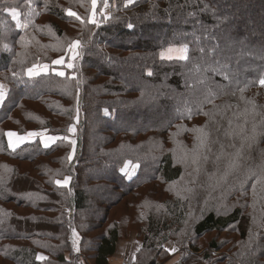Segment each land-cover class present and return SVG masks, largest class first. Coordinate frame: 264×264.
Segmentation results:
<instances>
[{
	"label": "trees",
	"instance_id": "1",
	"mask_svg": "<svg viewBox=\"0 0 264 264\" xmlns=\"http://www.w3.org/2000/svg\"><path fill=\"white\" fill-rule=\"evenodd\" d=\"M91 17V0H0V264H109L129 230L134 264H264V185L251 175L264 168V0H98ZM71 41L65 76H26ZM185 44L188 60L160 58ZM195 129L206 142L193 163ZM9 131L61 138L11 150Z\"/></svg>",
	"mask_w": 264,
	"mask_h": 264
},
{
	"label": "snow or ice",
	"instance_id": "2",
	"mask_svg": "<svg viewBox=\"0 0 264 264\" xmlns=\"http://www.w3.org/2000/svg\"><path fill=\"white\" fill-rule=\"evenodd\" d=\"M133 0H127V3H132ZM97 4H98V0H91V8H92V17L88 20L89 23H93L96 24V20H95V14H96V8H97ZM127 6V5H125ZM104 7L107 8L108 7V0H104ZM29 8H31V0H29ZM6 11H8L11 15V18L13 21H15L17 28H26L27 27V22L22 23L20 20V15L21 13L15 8V7H8L5 9ZM67 14L69 16H73L75 17L77 20H80L81 23H84V20L77 15L75 12H72L71 10H68ZM107 19V17H105ZM98 26V25H97ZM129 27H131V25H129ZM21 39H23V37H21ZM80 47V43L79 41H73L69 44L68 46V51L72 54L71 55V59H76V57L79 55V52L77 51ZM5 48H7V45H5ZM188 46L185 45H181L179 48H175V47H168L165 51H161L160 52V57L162 59H168V60H172V59H179V60H188L189 56H188ZM201 52H203V49H200ZM213 51H215V48L213 49ZM53 64L56 65H61L64 64L65 61L63 59H58L52 62ZM214 63L219 66L220 62L219 61H214ZM67 67H73L72 64H68ZM194 68L199 69V64H195L193 65ZM217 70H219V67H217ZM49 71V65L44 64V65H33L32 67H29L27 69V75L29 76V78H32L34 76H38L41 72L47 73ZM148 75H152L151 72L147 73ZM55 75L63 77L65 76V72L63 71H58L55 73ZM225 78L227 79V76H225ZM201 83H204V81H201ZM259 83L261 86H264V78H261L259 80ZM212 95L211 90H208V96H206V99H208L210 96ZM6 96V93L3 91V86L0 85V103L3 102L4 98ZM108 111L107 109H105V115H108ZM204 115H211L210 113H204ZM231 124V122H229ZM69 131H71V129H69ZM194 131H196L198 133L197 135V145L193 150V158H192V162L196 163L199 158H200V153L198 152L199 148H202L205 146V142H206V134L204 133L203 129H195ZM6 135L9 138V147L15 149L16 147L19 146V144L21 142H23L25 139H27L28 137H35V136H42V133H36V132H31L27 134V137H20L18 136L16 133L13 132H8L6 133ZM16 136V140L14 141L12 138ZM57 137H45L43 140L44 146L48 147L49 146V141H54L56 140ZM73 144L75 143L74 141L72 142ZM237 158L239 157V153L236 154ZM69 159H71V156L69 157ZM204 159L206 160L207 157L205 156ZM217 159H219V157H217ZM129 167H131L132 171H135L136 168L139 167L138 164H131V162L125 164L124 168L121 169L122 172H124L125 174H129L128 169ZM236 167V161L235 159L230 161L229 164V170H226L224 175L221 177V179H225L227 177V175L229 174V171L232 168ZM251 175H256L257 176V183L264 185V168L261 169V171L259 173L256 172H252ZM70 177H66L63 181L61 180H56L55 183L60 186V187H66L69 184L70 181ZM253 191L255 192V185H253ZM72 236H73V246L75 248L76 251H78L79 249L76 248L75 246L78 243V235L76 233V231L73 229L72 232ZM170 251L175 252L176 249L173 248ZM40 259H43V257H40Z\"/></svg>",
	"mask_w": 264,
	"mask_h": 264
},
{
	"label": "rangeland",
	"instance_id": "3",
	"mask_svg": "<svg viewBox=\"0 0 264 264\" xmlns=\"http://www.w3.org/2000/svg\"><path fill=\"white\" fill-rule=\"evenodd\" d=\"M10 14V13H9ZM106 14H107V11H106ZM15 22V21H14ZM18 29H20V30H24V28H18ZM71 42H73V41H71ZM70 42V43H71ZM170 47V46H169ZM171 47H175V48H179L180 46H171ZM168 48V47H167ZM167 48H165L164 50H162V51H165ZM78 51V50H77ZM71 53L68 51V48H67V51H66V53H65V55L64 56H62V57H60V58H58V59H63L64 61H65V63L64 64H61V65H56V64H51V65H49V71L47 72V73H44V72H41L38 76H40V75H46V74H48V73H56V72H58V71H63L62 69H60V67H67V65L68 64H70L69 63V61L70 60H72L71 59ZM161 58V57H160ZM58 59H56V60H58ZM162 59V58H161ZM163 60H168V59H163ZM172 60H179V59H172ZM55 61V60H54ZM38 65H44V64H38ZM26 76L27 77H29L28 75H27V71H26ZM34 77H37V76H34ZM33 78V77H32ZM0 85H2L3 86V91L6 93V86L3 84V83H1L0 82ZM6 97V96H5ZM5 99V98H4ZM1 104L2 103H0V106H1ZM9 132H11V131H9ZM31 132H36V133H42L43 135L42 136H35V137H28L27 139H25L23 142H21L20 144H19V146L18 147H20V146H22V145H24V144H29V143H33L34 141H39L40 143H41V145L43 146V147H45L44 146V143H43V140H44V138L45 137H57V139L56 140H54V141H49L48 143H49V146H51V145H53L58 139H60L61 137L60 136H53V135H49V134H47L46 132H44V131H29V132H27L26 134H24V135H18L17 133V135L18 136H20V137H27V134L28 133H31ZM6 133H8V132H6ZM13 133H15V132H13ZM6 139H7V144H8V147H9V138H8V136L6 135ZM14 141L16 140V136H14L13 138H12ZM48 146V147H49ZM18 147H16V148H18ZM11 150H13V148H11V147H9ZM15 148V149H16ZM128 172H129V174H125L124 172V174L126 175V177H127V179L129 180V179H131L132 177H133V175L135 174V172H136V169H135V171H132L131 170V167H129V169H128ZM127 230H129V229H126L125 231H127ZM129 232V233H128ZM127 232V237L125 238V239H128L129 238V236L131 235V234H135L136 235V233H135V231H133V230H129ZM213 235H207L206 236V238H205V240L204 239H201L200 241L198 240V242H196V245L199 247V250H200V252L198 253V257H196L198 260H199V263L201 262V263H204L203 261H200V258H201V255L203 254V252L204 251H206V248L205 247H203L202 249H201V246L202 245H204V244H206V241L207 240H209L211 237H212ZM78 239H79V237H78ZM135 238H134V236H132L131 238H130V241L129 242H127V243H118V247H117V253H118V255H120L121 256V258H119L118 257V259H120V261H119V263H121V264H130V260H131V258H132V255H133V253H134V251H135V249H136V247H137V244L138 243H136L135 242V240H134ZM224 238H221L220 239V241H222ZM76 248H77V245L75 246ZM164 248L167 250L166 252L169 254H171L172 253V256L174 255V253L177 251V246L175 245V243H173L172 241H168V242H166L165 244H164ZM173 248H175L176 249V251L175 252H172V251H170L171 249H173ZM226 250H223L222 252H221V255L220 256H223V255H225V252ZM75 252H76V250H75ZM213 255V257H214V259H217L218 257H220V256H218V254L216 255V254H212ZM171 258V257H170ZM169 258V259H170ZM168 259V260H169ZM115 260H117V258L116 259H114V260H112V262L113 261H115ZM118 261V260H117ZM115 262V263H118V262ZM173 262V261H172ZM172 262L171 261H169L167 264H172ZM164 263H166L165 261H164ZM163 263V264H164ZM173 264H175V263H173ZM193 264V263H192Z\"/></svg>",
	"mask_w": 264,
	"mask_h": 264
},
{
	"label": "crops",
	"instance_id": "4",
	"mask_svg": "<svg viewBox=\"0 0 264 264\" xmlns=\"http://www.w3.org/2000/svg\"><path fill=\"white\" fill-rule=\"evenodd\" d=\"M132 236H134V238H135V239H134L135 242L138 243V244H137V247H136V249H135V251H134V253H133V255H132V258H131V260H130V264H134L135 254H136V252L138 251V249H139V247H140V242H139V240L136 238V235H135V234H131V235L129 236L128 239L119 240V241L117 242V244H116V249H115V253H114L112 259L109 260V264H121V263H119L120 259H118V257L121 258V256L118 255V253H117L118 243H127V242L130 241V238H131ZM78 242H79V239H78ZM77 248H78V243H77ZM76 253H77V252H76ZM116 258H117L118 261L115 260V261L112 262V260H114V259H116ZM116 261H117L118 263H115Z\"/></svg>",
	"mask_w": 264,
	"mask_h": 264
}]
</instances>
